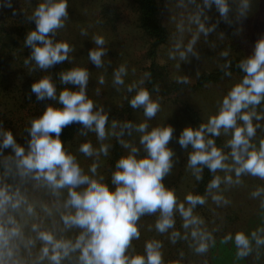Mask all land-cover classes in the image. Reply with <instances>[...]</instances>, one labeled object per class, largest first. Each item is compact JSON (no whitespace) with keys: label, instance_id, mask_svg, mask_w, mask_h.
<instances>
[{"label":"rangeland","instance_id":"374dc122","mask_svg":"<svg viewBox=\"0 0 264 264\" xmlns=\"http://www.w3.org/2000/svg\"><path fill=\"white\" fill-rule=\"evenodd\" d=\"M44 0H0V15H8L17 19L32 17L33 11ZM116 5L115 0H68V17L62 28L56 29L54 37L65 42L71 49L67 56L72 69L82 68L88 72V80L84 92L92 101V111H101L109 114L123 106L127 93L139 91L146 79L145 69L149 61L145 55V43L140 33L133 26L134 18L125 14L116 31L103 28L97 24L96 18L100 6L103 4ZM227 13L221 15L217 6H205L204 0H159L160 14L164 26L169 32L166 45L161 47L157 54V63L166 68L167 78L170 82L178 83L180 78L186 79L187 83L193 84L201 74L214 72L225 67L240 65L249 57L255 42L264 37V0H225ZM123 6V5H121ZM199 18V23L205 29H210L207 34L199 31V24L194 18ZM82 33H86L82 34ZM101 35L105 39V55L101 57L102 66L97 67L89 59V51L97 48L93 38ZM195 38L192 52H187L189 42ZM180 52H185L184 59L180 58ZM232 60V61H231ZM126 68V74L122 76L123 84L114 83V74L121 67ZM101 78L103 83H100ZM242 79L232 75L225 81L206 87L198 92L189 90L182 91L167 99H151L159 104L156 115L148 118L144 115V108L140 106L129 121L117 132L114 127H104L105 136L99 138L94 130L85 129L71 144L63 146V150L74 157L83 175L105 185L108 177L107 155L113 141L117 138L124 157L134 155L136 159L147 157V151L141 144V136L144 133L137 131L140 124H147L146 131L154 128L171 127L173 129L167 148L172 152L171 168L162 179V184L167 190L174 193L176 205L173 208L171 219L182 226L180 234H187L189 239L187 249L178 250L174 261L175 264H200L202 253L195 249L200 242L192 237V232L203 233L207 243V258L210 264L214 262L213 246L224 241L225 236H234L237 232H243L248 236L251 251L244 257L237 256V246L234 240L222 242L224 247L215 249V258L218 264H264V244L258 245L252 238L255 232L257 237L264 239V192L257 197L251 193L257 189H264V178L244 173L237 177L235 169L239 165L232 156L231 140L235 127L244 128L245 122L240 119L242 114L251 116V123L255 134L249 139V151H259L264 142V98L258 104H249L236 114L235 127H221L219 134L214 137L220 140L224 146L221 154L225 157L222 169H216V178H219V187L210 189L200 211L192 208L186 199L192 196L193 184L199 173L189 166V157L194 151H190L189 145L182 147L179 138L185 128H189V122L185 107L193 110L197 118L208 126L211 117H215L223 107V99L232 88L241 83ZM132 88L129 91V88ZM73 92H79V85L73 84ZM264 95V94H262ZM259 117V119H257ZM126 125H130L126 127ZM120 135V136H119ZM90 144L92 154L87 155L80 151L83 144ZM137 151L132 153V149ZM4 149L0 153V160L6 156ZM95 167V172L91 169ZM231 178V182L227 178ZM239 180V183L236 181ZM116 186V185H115ZM87 185H80L75 190L82 192ZM113 191L115 190L114 187ZM19 207L11 224L19 235L11 240L14 260L18 264H24L23 260L37 257L41 249L45 247L39 239L40 232L51 233L56 240L74 244L81 235L83 229L75 225H65L62 217L74 214L75 209L65 207L68 199V188L53 189L43 180H35L32 175L21 176L18 182ZM221 196L220 201L213 199ZM185 210L191 208L192 218L200 223L189 224L184 227L185 218L180 207ZM32 211L29 212L28 209ZM159 209L153 213H145L136 221L141 222L142 229H138L139 237L136 238L137 249L128 246L125 255L134 257L145 255V246L152 239H148L151 227L161 220ZM32 232L34 242L29 238ZM166 232V231H165ZM210 237V238H209ZM164 239V237H162ZM134 241V238H133ZM38 243V247L34 244ZM33 245V246H32ZM182 246H185L183 244ZM50 247V246H49ZM37 248V249H36ZM29 253H23L24 251ZM228 252L223 255L225 250ZM234 250V253L231 252ZM174 253L170 256H173ZM24 256V259L22 258ZM79 250L70 252L62 259L61 264H80ZM163 257V256H162ZM44 264H51L45 257Z\"/></svg>","mask_w":264,"mask_h":264},{"label":"clouds","instance_id":"9594fccd","mask_svg":"<svg viewBox=\"0 0 264 264\" xmlns=\"http://www.w3.org/2000/svg\"><path fill=\"white\" fill-rule=\"evenodd\" d=\"M204 3L205 6L216 5L221 15H225L228 11L225 0H204ZM67 8L68 0H44L33 11L32 19L36 30L27 35L25 43L32 49L31 60H34L41 69L64 61L71 50L65 42L54 44L47 35L64 26V21L68 17ZM194 20L199 24L200 32L207 34L210 31L199 23L198 17ZM82 34L86 35V33ZM93 40L97 48L89 51V59L100 67L101 57L105 55L103 47L105 39L101 35H96ZM194 43L195 38L189 42L187 52H192ZM179 55L184 59L186 53L180 52ZM239 66L246 75L223 99L220 112L210 118L208 126L202 125L199 130L185 128L179 138L182 147L191 144L195 149L189 157L190 167L196 168L197 165L204 164L212 171L225 167L223 164L225 157L213 146L212 140L205 143L204 133L207 131L218 135L221 127L225 129L235 127L236 114L242 108H247L249 104H258L264 98L262 95L264 94V37L255 42L252 54ZM125 74L126 68L121 66L114 74V83L123 84L122 76ZM61 79L65 83L79 85L80 91L73 92L67 89L61 91L59 101L64 107L62 109L47 107L38 119L31 122V127L28 129L30 141L27 153L16 143L10 131L0 129V153L4 149L12 150L21 176L31 174L33 179L43 180L48 186L57 190L67 187L68 199L65 207L75 209V212L64 215L62 219L65 225H75L84 229L74 244L56 240L49 232H40L39 239L46 245L41 249L42 258L47 257L51 264H61L62 259L70 252L79 250L80 264H163L159 242L147 243L145 255L128 257L125 252L130 241L139 237L136 221L141 215L159 209L162 218L156 224L157 230L164 232L173 225L171 215L176 205V198L174 193L167 190L161 182L171 168L172 152L167 148V144L173 129L157 127L146 131L147 124H140L137 131L144 133L140 142L147 151V157L136 159L130 154L121 158L116 166L118 170L113 174L112 179L116 188L114 191H109L107 186L82 174L74 157L63 150L59 138L62 128L73 122L82 123L85 128L94 130L101 139L105 136L104 126L107 117L99 111H92L93 103L84 92L88 72L82 68L72 69L62 74ZM178 82L187 83V80L180 78ZM100 83H103L102 78ZM31 88L38 99L56 97V89L48 78L40 79L32 84ZM131 90L130 87L129 91ZM130 104L133 108L143 106L144 115L148 118L155 116L159 110V104L151 99L149 92L144 88L137 91ZM240 119L245 122V127H235L230 142L233 149L232 156L239 165L235 169L236 175L239 177L247 173L264 178V142L259 151H249L248 138L255 134V129L249 114H242ZM208 147L210 151H206ZM80 151L91 155V145L83 144ZM136 151L135 148L132 149V153ZM91 171L95 172V167ZM227 179L231 182L230 177ZM236 182L239 183V180ZM219 183L217 177L213 179L209 188H218ZM80 185L87 187L84 191L78 192L75 189ZM262 192L264 189H257L251 195L257 197ZM186 199L193 206L204 203L203 198L199 196L189 195ZM213 199L220 201L222 197L217 195ZM9 204L12 208L19 207V202H13V197L9 195L7 189L0 188V214L7 210L6 206ZM28 211L31 212L32 209L29 208ZM180 211L185 218V228L189 224L200 223L196 218H192L191 208L185 210L181 206ZM11 222L10 220L9 223ZM191 234L194 239L198 235L200 238L195 250L198 253L207 251L205 235L197 231ZM18 235L15 229L0 226V264H6V259H11L13 256L10 243ZM176 235L178 234H173ZM251 236L258 245L264 244V239L258 238L255 232L251 233ZM228 240H234L238 257H244L251 251L249 238L243 232H237L234 236H225L222 242L226 243Z\"/></svg>","mask_w":264,"mask_h":264},{"label":"trees","instance_id":"16d2710c","mask_svg":"<svg viewBox=\"0 0 264 264\" xmlns=\"http://www.w3.org/2000/svg\"><path fill=\"white\" fill-rule=\"evenodd\" d=\"M115 2L116 5L114 6L108 3L100 6L96 18L97 24L100 27L110 28L116 31L125 14H130L129 16L134 18L133 26L140 33L145 43V55L149 61V65L145 69L146 79L142 88L149 92L150 97L154 95L158 99L165 98L171 101V97L182 91L189 90L198 92L206 87L216 85L220 81H225V79L232 75H237L241 79L246 75L239 65L238 67L232 65L231 67H225L214 72L201 74L193 84L170 82L167 78L166 68L157 63L158 51L166 45L169 39V32L164 26L160 14L159 0H115ZM34 30H36V25L32 17L17 19L16 16L11 18L8 15H0V129L10 131L16 143L22 146L26 153L28 151V142L30 141L28 129L31 127V122L38 119L47 107L62 109L64 106L59 101V94L65 89L71 91L73 87L72 83H65L61 79L62 74L71 70L68 56L64 61L55 63L45 69H41L34 60H31L32 49L26 45L25 41L27 35ZM47 35L54 44L61 42L57 37H54V33ZM36 43L38 45L40 44V42ZM25 61H28V63H25ZM42 78H48L54 85L56 89L55 98L46 97L44 99H38L32 91V84ZM136 93L137 91L127 93L123 106L117 111L109 114H103L99 111L107 117L104 127H114L118 133L121 132L122 125L124 123L126 124L130 120L131 115L139 109V107L133 108L130 104V100ZM183 112L186 113L189 128L199 130L202 125L207 126L197 118L190 108L185 107ZM85 129L88 128H85L79 122H73L63 127L59 137L62 146L73 143ZM208 140H212L213 146L219 151L224 147L218 138L214 137L212 133L205 131V143ZM188 147L190 151H195L191 144ZM206 151H210V147L206 148ZM5 152V158L0 160V188H6L15 203L17 202L19 193L18 182L21 175L16 167L12 150L8 148ZM121 158H123V155L116 138L111 148H109V153L106 158L108 177L105 186L108 187L109 191H113L112 187L116 188L112 179L113 174L118 170L116 166ZM194 169L199 173V178H196L193 184L192 196H199L205 200L210 190L209 185L216 178V170L212 171L204 164H199ZM203 204L198 203L194 206L191 204V206L194 210L200 211ZM6 208L7 210L3 214H0V226L6 229H12L14 226L9 221L14 220L13 218L16 216L17 208H12L10 204ZM172 221V227L168 228L166 232H160L156 227H151V230L148 231V239L151 238L153 242H159L161 245L159 251L163 256V264H175L174 259L179 253L178 250L181 248L185 250L187 249V245L190 244L187 242L189 236L179 233L182 226L178 225L176 220L172 219ZM137 224L139 225L137 228L142 229L141 222L138 221ZM145 230L142 229V232H138L144 233L143 231ZM83 232L84 229L81 233ZM174 233L178 235L173 236ZM28 234L29 238L34 242L35 238L32 232L28 231ZM183 244L185 246H182ZM34 245L38 247V243ZM136 245V238H134V241L133 239L130 241L129 248L137 249ZM221 245L223 243L218 242L216 246H213L214 262L212 264H218L216 262L217 257L215 258V249L216 247H219L218 250L223 249L224 247L220 248ZM10 248L13 252L15 247L10 244ZM206 252L202 253L200 264H210ZM231 252L234 253V250H231ZM23 253L28 254L29 251L26 249ZM173 253L174 255L170 256ZM227 253L230 252L226 249L223 255ZM37 257L41 262H38L36 257L23 260V262L24 264H44L45 257L42 258V252ZM22 258L24 259V256ZM18 263L19 260H14L13 256L11 259H6V264Z\"/></svg>","mask_w":264,"mask_h":264}]
</instances>
